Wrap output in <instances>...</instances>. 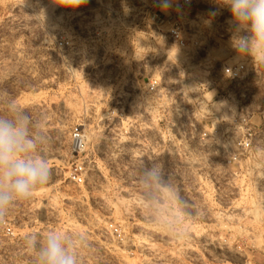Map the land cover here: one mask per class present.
Returning <instances> with one entry per match:
<instances>
[{
    "label": "rangeland",
    "instance_id": "obj_1",
    "mask_svg": "<svg viewBox=\"0 0 264 264\" xmlns=\"http://www.w3.org/2000/svg\"><path fill=\"white\" fill-rule=\"evenodd\" d=\"M183 1L162 11L161 0H0V115L31 116L53 170L0 221V264H35L25 236L53 229L71 237L78 264H264V62L234 50L246 30L221 0H192L190 16ZM175 22L185 49L168 35ZM169 48L186 60L166 63ZM236 64L259 74L232 80L224 69ZM236 188L242 223L223 217ZM164 230L178 242L164 243ZM198 234L223 253L188 252Z\"/></svg>",
    "mask_w": 264,
    "mask_h": 264
},
{
    "label": "clouds",
    "instance_id": "obj_2",
    "mask_svg": "<svg viewBox=\"0 0 264 264\" xmlns=\"http://www.w3.org/2000/svg\"><path fill=\"white\" fill-rule=\"evenodd\" d=\"M56 3L76 9L86 0H56ZM221 3L230 12L229 23L238 26V31L246 30L245 34L232 37L234 50L250 53L255 59L259 56V61L264 62V0H221ZM170 6V0H161L162 11ZM33 123L19 106L0 115V221L13 205L31 199L52 180L53 170L41 136L33 132ZM146 176L159 179L153 171ZM24 239L36 254L35 264H78L72 239L62 230L53 229L43 235L30 233Z\"/></svg>",
    "mask_w": 264,
    "mask_h": 264
},
{
    "label": "built area",
    "instance_id": "obj_3",
    "mask_svg": "<svg viewBox=\"0 0 264 264\" xmlns=\"http://www.w3.org/2000/svg\"><path fill=\"white\" fill-rule=\"evenodd\" d=\"M182 5L187 6L188 11H186V15L190 16L194 11L195 3L192 0H184L181 3V6ZM179 6L180 5L177 4V7ZM168 35L170 39L173 41V43L176 44L179 48L185 49L187 47L189 39L187 37L186 31L179 25V23L175 22L171 24L170 29L168 31ZM224 73L232 80H242V83L249 82L253 76H257L259 74L257 69H248L244 64H236L231 67H226L224 69ZM146 88L149 94L154 95L160 93L161 87H160L159 79L152 78L151 81H149V83L146 85ZM73 136L75 142H79V143L82 142L83 137L78 129L74 131ZM248 136L249 138H251L252 134H249ZM250 146H251V139H246V137H244L242 139V150H247L248 148H250ZM73 179L79 183L83 182L82 168L78 169L74 173ZM107 232L118 241L123 242L124 240L123 233L119 228L115 226H110L107 229Z\"/></svg>",
    "mask_w": 264,
    "mask_h": 264
},
{
    "label": "bare ground",
    "instance_id": "obj_4",
    "mask_svg": "<svg viewBox=\"0 0 264 264\" xmlns=\"http://www.w3.org/2000/svg\"><path fill=\"white\" fill-rule=\"evenodd\" d=\"M49 17V16H48ZM49 20V19H48ZM161 54H164V56L165 57H168V60L166 61V63L167 62H170V61H172V58H174V57H176V58H181L183 61H185L186 59H185V56H183L180 52H177V51H173V49H171V48H169V49H163L162 50V53ZM163 56V55H162ZM161 61V60H160ZM130 92V91H129ZM132 98V97H131ZM129 101V100H128ZM129 105L131 106V103H130V101H129ZM115 127L116 126H114V125H112V124H110L109 125V129H110V132L112 133V131L114 132V130H115ZM118 141V140H117ZM79 144H81V143H79V142H76L75 143V145H78L79 146ZM80 148V147H79ZM137 148V147H136ZM126 149V148H125ZM140 150V149H139ZM215 152V151H214ZM213 152V153H214ZM140 153V152H139ZM141 153H142V151H141ZM141 153H140V155H141ZM136 154V153H135ZM208 155V154H207ZM136 156V155H135ZM211 157V156H210ZM195 159V158H194ZM197 161V160H196ZM190 163V162H189ZM198 164V163H197ZM238 182V181H237ZM236 184V183H235ZM241 186V185H240ZM198 187V186H197ZM241 188V187H240ZM233 192L235 193V194H237V195H239L240 196V199H238V200H234L233 202H229V203H231V205L227 208V210L228 211H224V212H226V214H224L223 215V211L221 212L222 213V215H223V217H225V219H233L234 221H236L235 223H237V222H239V223H242V208H241V205H240V201H242V190L241 189H238V188H236V189H233ZM233 193V194H234ZM231 194V193H230ZM206 195V194H205ZM204 196V195H203ZM207 196V195H206ZM163 197V196H162ZM201 197V196H200ZM164 198V197H163ZM234 198V197H233ZM239 198V197H238ZM197 202V201H196ZM204 202V201H203ZM208 202V201H207ZM211 204V203H210ZM192 205V204H191ZM195 205V204H194ZM206 205V204H205ZM212 205V204H211ZM229 205V204H228ZM191 207H193V206H191ZM190 207V208H191ZM164 208V207H163ZM204 208V207H203ZM167 209V208H166ZM192 209V208H191ZM211 208H209V210H210ZM168 211V210H167ZM212 211V210H211ZM215 212V211H214ZM208 213V212H207ZM198 214V213H197ZM214 214V213H213ZM213 214H211V212H210V216L211 217H214V218H220L219 216V213L218 214H216V212H215V215H213ZM199 215V214H198ZM204 216H206V215H204ZM166 219V218H165ZM207 219H208V217H207ZM224 219V220H225ZM215 220V219H214ZM213 220V221H214ZM217 220V219H216ZM232 220V221H233ZM208 221V220H207ZM227 221V220H226ZM243 221H244V219H243ZM222 223H224V222H222ZM212 224V223H211ZM215 224V223H214ZM207 225V224H206ZM221 225V224H220ZM237 225V224H236ZM249 225V224H248ZM210 226V225H209ZM215 226V225H214ZM192 227V226H191ZM233 227V226H232ZM237 227V226H236ZM160 228V227H159ZM201 228V227H200ZM210 228V227H209ZM235 228V227H234ZM240 228V227H239ZM190 229H192V228H190ZM214 229V228H213ZM203 230V229H202ZM239 230V229H238ZM251 230V229H250ZM170 231V230H169ZM192 232V231H191ZM235 232V231H234ZM240 232V231H239ZM231 233V232H230ZM157 234V233H156ZM201 234V233H200ZM160 235V234H159ZM162 235V239H163V241H164V243H166L167 245L170 243H172V242H174V241H176L177 240V237L173 234V233H168V232H165V230L163 231V233L161 234ZM199 235V234H198ZM196 236L195 237V240H196V243L195 244H193V245H191V243H190V245L188 246L189 247V249H188V252H191V251H196L194 248H196V249H199V246H201V248L202 247H204L205 248V250H206V248H213L216 252H217V254L219 253H223V247H224V244H222V243H220L218 240H220V239H218L217 240V238H215V236H214V238L212 237V236H209V235H204V234H202V235H199V236ZM181 237V236H180ZM192 237V236H191ZM179 238V237H178ZM190 238V237H189ZM231 239V238H230ZM187 241V240H186ZM176 242H178V241H176ZM175 243V242H174ZM155 244V243H154ZM153 243H147L146 245L148 246V247H146L148 250H152L153 248H155ZM169 244V245H170ZM223 245V246H222ZM157 246V245H156ZM183 246V245H182ZM225 246H226V244H225ZM187 247V246H186ZM231 248V247H230ZM160 249V248H159ZM225 249H227V248H225ZM200 250V249H199ZM211 250V249H210ZM213 250V251H214ZM202 252V251H201ZM227 252H228V250H227ZM230 252V251H229ZM203 254V253H202ZM226 254V253H225ZM228 254V253H227ZM181 255V254H180ZM197 255V254H196ZM197 258V257H196ZM204 258V257H203ZM210 259V258H209ZM213 259V258H212ZM195 260V259H194ZM156 261V260H155ZM183 261V260H182ZM182 264V263H181Z\"/></svg>",
    "mask_w": 264,
    "mask_h": 264
}]
</instances>
